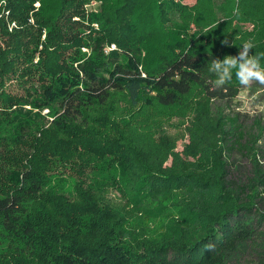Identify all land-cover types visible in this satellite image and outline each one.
<instances>
[{"label":"trees","instance_id":"16d2710c","mask_svg":"<svg viewBox=\"0 0 264 264\" xmlns=\"http://www.w3.org/2000/svg\"><path fill=\"white\" fill-rule=\"evenodd\" d=\"M0 4V264H264V0Z\"/></svg>","mask_w":264,"mask_h":264},{"label":"rangeland","instance_id":"374dc122","mask_svg":"<svg viewBox=\"0 0 264 264\" xmlns=\"http://www.w3.org/2000/svg\"><path fill=\"white\" fill-rule=\"evenodd\" d=\"M185 4H194L195 0H180ZM97 5L85 6L89 12L98 13L100 11V3ZM1 5V4H0ZM3 7V6H2ZM84 50H88L84 48ZM249 70V69H248ZM13 88H18L15 82H11ZM231 108L240 113L242 124L249 130L258 132V123L264 127V76L255 75L246 81L238 96L232 101ZM48 111L45 109L44 112ZM177 124V122H174ZM172 133L180 132L178 126L172 125L169 127ZM184 143V142H183ZM257 147L260 149L259 160L264 165V133ZM183 145L179 141L178 149L181 150ZM231 177L238 182L246 181L251 174L252 164L250 159L244 155L241 150H236L231 155ZM260 207H264V202L259 203ZM159 225L158 219H152L149 223L150 230H154ZM256 264L258 263V256L249 250L242 253V257L233 264Z\"/></svg>","mask_w":264,"mask_h":264},{"label":"built area","instance_id":"2783aa9c","mask_svg":"<svg viewBox=\"0 0 264 264\" xmlns=\"http://www.w3.org/2000/svg\"><path fill=\"white\" fill-rule=\"evenodd\" d=\"M96 3H97L96 1H91L90 4H87L86 6H87V8H88L89 6H93V5L95 6V5H97ZM88 11H89V10H88ZM4 12H5V11H4ZM6 14H8V13H6ZM14 24H15V23H12V26H13ZM95 25L97 26V24H95Z\"/></svg>","mask_w":264,"mask_h":264},{"label":"clouds","instance_id":"9594fccd","mask_svg":"<svg viewBox=\"0 0 264 264\" xmlns=\"http://www.w3.org/2000/svg\"><path fill=\"white\" fill-rule=\"evenodd\" d=\"M245 71H246V72H249L250 70L246 69ZM256 75H258V73H256Z\"/></svg>","mask_w":264,"mask_h":264}]
</instances>
